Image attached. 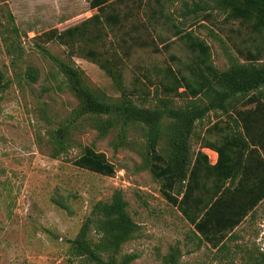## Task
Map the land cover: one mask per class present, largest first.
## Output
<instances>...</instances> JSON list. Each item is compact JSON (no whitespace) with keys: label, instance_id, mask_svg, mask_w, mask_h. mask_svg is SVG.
I'll return each instance as SVG.
<instances>
[{"label":"rangeland","instance_id":"1","mask_svg":"<svg viewBox=\"0 0 264 264\" xmlns=\"http://www.w3.org/2000/svg\"><path fill=\"white\" fill-rule=\"evenodd\" d=\"M198 2L208 8L182 15L185 6L193 8ZM209 6L210 0L166 2L163 12L172 18L166 20L159 13L151 14V8H158L154 0H119L107 8L120 17L115 32L102 43L82 41L80 45L84 51L93 47L103 56L113 53V46L122 55L129 53L121 66L123 82L125 92L138 105L153 107L160 104V98L172 97L179 107L185 103L184 97L165 95L159 82L167 66L188 74L186 65L195 59L184 40L174 35L171 22L187 28L193 23V32L210 46V59L221 70L228 67L231 56H237V46L244 45L243 34L234 30L239 27L237 22L226 21ZM95 12L89 0L0 1V69L12 79L0 109V264H93L71 254L72 240L93 204L108 200L115 189L122 190L138 224L134 237L122 246V253L137 254L130 264H161L162 256L175 244L182 250L178 264H240L245 248H264L259 240L264 237V201L256 208L253 223L245 222L244 227L229 233L226 247L217 248L205 240L197 246L191 225L163 196L161 181L143 166L139 131L130 130L131 142L115 150L112 141L118 128L101 137L102 121L83 117L69 128L66 152L56 155L51 132L66 126L78 100L42 51L45 48L66 60L69 48L57 41L40 43L35 36L53 28L62 31ZM135 25L140 28L135 30ZM154 36L167 39L169 48L154 51L150 44ZM74 54L72 64L82 71L90 87L109 98L121 97L102 68L83 51ZM27 66L37 69L36 82H26ZM227 118L211 111L197 123L190 137L193 157L202 150L214 160L211 150L202 146L205 141L218 142L223 132L212 129L207 133L206 128L220 119L218 127L228 131ZM87 145L104 152L115 165L112 176L73 164Z\"/></svg>","mask_w":264,"mask_h":264},{"label":"trees","instance_id":"2","mask_svg":"<svg viewBox=\"0 0 264 264\" xmlns=\"http://www.w3.org/2000/svg\"><path fill=\"white\" fill-rule=\"evenodd\" d=\"M117 1L89 0L90 7L96 10L89 18L62 31L53 28L35 36L40 43L57 41L68 46L66 60L45 48L42 52L56 65L78 100L66 126L51 132L52 148L56 155L66 152L70 126L88 116L102 121L101 137L118 128L112 141L115 150L131 142L130 130L139 131L143 166L161 181L163 196L191 225L197 246L205 240L214 247H226L229 233L246 215L254 216L255 207L264 201V0H210L209 7L222 13L226 21L237 22L239 27L234 30L244 36V45L236 48L237 56H231L228 67L222 70L213 65L210 46L193 32V23L187 28L171 22L174 35L184 40L195 59L186 65L188 74L167 66L159 82L165 95L184 97L185 103L179 107L174 106L172 97L160 98V104L153 107L138 105L125 92L123 82L121 66L129 53L122 55L113 46V53L103 56L93 47L84 51L80 45L82 41L102 43L110 32H115L120 17L107 8H113ZM174 1L154 0L158 8H151V14L159 13L172 20L163 9L166 2ZM185 7L184 16L208 8L201 2L193 8ZM139 28L134 26L135 30ZM152 39L154 51L169 48L167 39L161 36ZM80 50L107 73L121 92L120 98L106 97L85 82L82 71L72 64V56ZM24 77L26 82H36L37 69L27 66ZM11 83L10 76L0 69V109L4 92ZM211 111L228 117L225 120L228 131L218 127L220 119L206 128L207 133L212 129L223 132L218 142L205 141L202 146L217 152L215 163L202 150L193 157L190 143L197 123ZM73 164L101 175L115 173V165L105 153L89 145ZM137 228L122 190L115 189L108 200L93 204L90 215L72 240L71 254L93 264H130L137 254L122 253V246L134 237ZM181 251L178 244L170 246L161 264H178ZM241 260L240 264H264V250L257 246L245 248Z\"/></svg>","mask_w":264,"mask_h":264},{"label":"crops","instance_id":"3","mask_svg":"<svg viewBox=\"0 0 264 264\" xmlns=\"http://www.w3.org/2000/svg\"><path fill=\"white\" fill-rule=\"evenodd\" d=\"M206 150H211V151H213L214 153H215V156H214V160H212V162L211 163H215L216 162V160H217V152H215L214 150H212V149H209V148H207ZM206 153V152H205ZM208 155V154H207ZM260 204V203H259ZM259 204L255 207V209L259 206ZM256 219V214H254V216L253 215H251L250 213L248 214V215H246L245 217H244V219L240 222V224L239 225H237L235 228H234V230H236L237 228H239L240 226L242 227L243 226V224L245 223V222H247V223H253V221ZM244 227V226H243ZM245 229V228H244ZM233 230V231H234Z\"/></svg>","mask_w":264,"mask_h":264},{"label":"built area","instance_id":"4","mask_svg":"<svg viewBox=\"0 0 264 264\" xmlns=\"http://www.w3.org/2000/svg\"><path fill=\"white\" fill-rule=\"evenodd\" d=\"M259 240H261L264 243V237L260 238ZM260 249L264 250V248H262V247H260Z\"/></svg>","mask_w":264,"mask_h":264}]
</instances>
